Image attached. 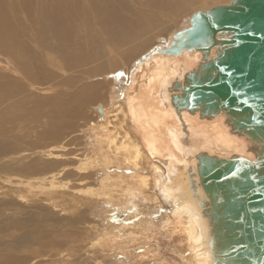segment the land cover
<instances>
[{"label": "bare ground", "instance_id": "obj_1", "mask_svg": "<svg viewBox=\"0 0 264 264\" xmlns=\"http://www.w3.org/2000/svg\"><path fill=\"white\" fill-rule=\"evenodd\" d=\"M21 1L27 9H30L34 2V0ZM53 1L39 0L36 3L38 6L34 9V14L28 17L30 25L25 28L20 22L22 32L29 39L30 35L34 34L35 27H38L40 44L45 49L42 48L44 57L48 53H57V59L50 57L46 60L48 59L47 63L51 65L49 67L56 68L59 72L61 70L70 73L69 78L58 76L60 85L75 88L76 95L82 100L83 97H86L88 101L94 98L100 100L101 103L98 102L96 105V112L99 115L96 113L93 116L94 120L84 122L85 125L90 126L89 139L92 141L98 137L97 141L103 142L102 135L109 139L108 151H106L104 159L109 160L111 157H115L116 160H123L126 165L128 164L129 171L134 172L130 181L133 186H129V190L125 189L118 180H112L113 177L108 170L106 175L104 174L107 180L102 178L103 180L100 181L102 184L92 185V195L77 196L78 200L73 203L74 206L66 210L67 212L74 211L75 219L85 223L82 230L89 232V239L86 241L88 243L85 246L71 248L68 251L72 252L68 254L62 255L61 251H55L57 259L50 253V263H46V259L37 261L30 258L28 264H42L43 262L46 264H77V261L70 258L76 257V253L81 251L82 247L95 248L100 243V239L93 238L92 234L93 231L97 232L100 229L104 231V233L102 232L104 236L109 237L110 242L114 241L115 236L119 234L123 235L119 236L117 241L124 238L129 242H138L141 245L139 250L142 253L137 257L146 264L150 260H152V264L154 262L156 264H172L171 258H160L158 251L153 256L154 259L148 258L149 254L154 253V249H151L157 243V237L152 231L154 225H158L160 222L147 219L150 213L147 217L142 214L143 216L136 221V216L130 212L140 207L139 202H142L144 207V202L156 205V207L149 205V209H157L163 215L162 221L165 225L159 226L163 228L162 230L166 228L171 232L169 235L171 239L168 242H171L172 246H175V241L185 245L186 253L178 251L176 246L173 248L170 246L171 255L175 256L174 262L177 264H213L208 243L209 227L207 229L208 222L205 219L207 217L203 211L208 200V193L196 178L198 155L205 153L211 157L214 156L217 160L230 159L234 155L251 160L254 155L246 150L247 144L232 135L229 128L223 125L222 115L207 119L200 117L199 111L191 113L186 109L181 111L180 116L178 115L177 108L172 103L171 94L174 93H172L171 87L176 79L180 82L184 81L185 74L201 61V52L185 50L177 57L170 53L154 55L151 51L157 48L166 50L173 35L189 27V20L197 11L228 4L231 0H225L226 2L212 0L208 3L207 1L210 0H147L137 1L136 8H127V10L119 9L118 0L115 2L112 0H55V3ZM106 2H108L107 5ZM134 6L136 5L134 4ZM0 15V49L4 47L5 51H19V44L24 45L25 37L21 38L23 39L20 41L21 43L18 42L17 34L14 33L18 30L14 29V32L12 30L14 24L10 19V15H12L10 12L0 9ZM226 17L227 15H222L221 18L225 20ZM214 22L216 21H208V23ZM16 24L20 26L18 21ZM29 26H32L30 30ZM163 37L164 39L160 43L157 41L158 44H154L155 39ZM39 47L41 48V46ZM24 50V53H20L21 57L23 60L24 57L30 60L29 55L31 54L29 51L27 52V49ZM145 53L147 55L141 59L140 57ZM35 58L41 65L46 62L38 54ZM133 63H137L136 69L129 74L128 71ZM22 67L25 68V65ZM120 68L125 71L124 79L130 75L131 81L129 84L123 83L124 87L126 86L123 92L116 93V82L122 74ZM79 72L83 76L81 79L84 81L83 85L78 83L77 74ZM46 77L51 81L53 79L50 72ZM89 80H93L94 87L87 83ZM4 82H7L10 88L13 87L11 81L4 80ZM25 87L28 91L31 88L30 85ZM48 88H50L49 92L54 90V87ZM58 94L63 99L72 95L71 91L62 90ZM35 100L40 102L42 107L49 105L51 108L49 113L55 117L54 121L56 119L58 122L64 120V117H61L64 113L61 112L63 108L60 110L59 105L55 107L57 104H54L53 100L45 99L43 101L38 97H35ZM67 106L70 108L69 112L67 111L70 116L68 115L66 118L78 113L76 108L80 107H82V110L80 109L82 120L85 121L88 118L85 116V103L74 105L75 107ZM79 119L81 120V118L75 117V125H79V122H76ZM69 122L71 121L69 120ZM69 126L71 127V125ZM78 130L81 131V128ZM188 134L192 135L191 140H189ZM54 137L53 135L52 146L42 145L39 149L26 151V159L31 155L37 156L32 163H29V166L45 164L46 169L44 174H39L40 179L36 181H41L44 188L57 183L54 185L55 192L65 195L58 189L69 185V182L65 181L67 178L60 176L59 170L58 172L51 170L45 173L48 168L53 166L64 167L59 161V152L68 146H66L67 143L60 142L58 136ZM80 153L74 157L79 158L80 161H76V163L84 166L85 170L88 171L91 166L92 168L98 166L97 158H90L88 154ZM19 159L21 157L16 158V160ZM109 161L99 165L106 167L110 164ZM191 172L195 177H189ZM205 173L210 172L205 171ZM100 196L102 198L99 200ZM51 207L54 208L55 214L56 206L50 205L48 210L51 211ZM83 207L92 210L86 219H84L85 214L79 213ZM107 208H109L111 218L104 217ZM98 209L103 211L98 213ZM62 211L65 212L64 209ZM126 213L125 221H123V215ZM92 216L96 217L92 218ZM89 220H97L96 222L101 227L86 224L90 222ZM100 220L104 223H100ZM91 253L93 254V252ZM88 258L85 253L80 257L82 261L78 260L79 264L90 261Z\"/></svg>", "mask_w": 264, "mask_h": 264}, {"label": "rangeland", "instance_id": "obj_2", "mask_svg": "<svg viewBox=\"0 0 264 264\" xmlns=\"http://www.w3.org/2000/svg\"><path fill=\"white\" fill-rule=\"evenodd\" d=\"M38 1L39 0H34L31 8L27 9L26 5H24L21 0H0V9L8 11L12 14L10 15L11 21L13 20L12 24H14L12 30L13 32L15 31L14 29L18 30L14 32L17 34L16 36L19 40L18 42L23 41L25 37L24 45L19 44V51H5L6 48L4 47L0 49V264H28V259L30 258H34L37 261L40 259H46V263H50V255H53L55 259L58 258L55 256V251L57 250L61 251L63 255L71 253L72 251L68 250L73 247L80 245L85 246L88 243L86 241L89 239V232L82 230V227L85 223L75 219L74 211H66L74 206L73 203L78 200L77 196L83 197L92 195V185L98 186V184H102L100 183L101 180H107L105 175L108 170L113 177L112 180H118L125 189L129 190V186H133V184L131 185L130 181L132 180L131 175H133L134 172L129 171L128 164L126 165L123 160H116L115 157H111L109 159L111 161L104 159V156L107 154L106 151H108L109 139L105 138L103 135L101 138L103 142L97 141L98 137L92 141L89 139L90 126L85 125L84 122L87 123L90 120H94L93 116L97 113L96 105L98 102H100V100L98 98L95 100L94 98L88 101L86 97H83L82 100L76 95L75 88L68 85H60V82H58L59 80L57 79L58 76L62 75L64 78H69L70 73L68 71L63 72L61 70L59 72L58 69L49 67L51 65L50 63H47L48 59L46 60V58L56 57L57 53H48L44 57L42 54V48L44 49V47L40 44L38 27H35V32L32 34V36L30 35L29 39L22 32V26L26 28L28 25H30L28 17H31L34 14V9L38 6L36 5ZM137 1L147 0H118L119 9H134L137 7ZM226 1L223 0V2ZM108 2H106V5ZM112 2H115V0H112ZM133 2L136 6H134ZM208 2H212V0L207 1V3ZM53 3H55V0ZM86 4L88 5V3ZM28 12L30 13L28 14ZM123 12L125 14V11ZM39 18L36 21L37 24ZM16 21H18L20 26L16 24ZM31 27L32 26H29V30ZM163 39L164 37L155 39L154 41L156 43L154 42V44L160 43ZM157 41L159 42L157 43ZM36 43L41 46V48ZM24 49H27V52L29 51V54H31L29 55V59L31 58L30 60H28L26 57H24L23 60L21 57V54L25 52ZM37 54L40 55L42 59L44 58L46 60V64L44 63V65H41L36 60L35 56L37 57ZM145 55L147 54H143L140 58L142 59ZM136 64L137 63L132 64L130 70L128 71L129 74L135 71ZM22 65H25V68L22 67ZM48 72H50L53 77L52 81L46 77ZM121 72V77H119L116 82V93L123 92V90L126 88V86L124 87L123 83L129 84L131 81L130 75H127L124 79L123 75H125V71H123L122 68H120V73ZM77 76L79 80L78 83L83 85L84 81L81 80L83 77L81 76V72H79ZM4 80L11 81L13 87L10 88V86L7 84V82H4ZM87 83L91 87H94L93 80H89ZM29 85L31 86V91L29 89L30 92L25 87ZM48 87H54V90L49 92L48 90L50 88ZM61 90L65 92L71 91L72 95L69 98L66 96L63 99L58 94V92ZM35 97L41 98L43 101L45 99L53 100V102H55L54 104H57L55 107H58L59 105L58 108L60 110L63 108L61 112L64 113H62L61 117H64V120L58 122L56 119L55 123V117L49 113L51 109L49 105H47V107H42L40 102H36ZM82 103H85V116L88 117L85 119V121L82 120V115H80L82 107L78 109L76 108L78 113H76L74 116L66 118L68 117V112L70 110L67 105L77 106ZM75 117L81 118V120L79 119L76 121L79 122V125H75ZM69 120L71 122H69ZM69 125H71V127ZM79 128H81V131L78 130ZM53 135L56 138L58 136L60 142H63L64 144L67 143L66 146L68 147H65L63 151L59 152V161L64 165V167L60 166L58 168L53 166L48 168L45 173H48L51 170L58 172L59 170L60 176H65L67 178L65 181H68L69 185L64 188L59 187L60 189H58L65 195L55 192L54 185L57 183L44 188L41 181H36L40 179V177H38L40 176L39 174H44L46 169L45 164L40 166H29V163H32L37 158V156L31 155L32 158L29 156V158L26 159L27 152L39 149L42 145L52 146L51 143L53 141ZM79 153L88 154L90 158H97L98 166L93 168L91 166L89 167L88 171L85 170L84 166L76 163V161L80 160L79 158H75L74 155H78ZM18 157H21V159L16 160ZM106 161L110 162V164L106 166L107 169L105 165H99ZM124 167L128 170H126ZM101 198V196L98 197L99 200ZM139 204L140 207L133 209L134 212H130L136 216V221H138L144 214L145 217H147L150 213L147 219L150 218L149 220L151 221H158L161 223L154 225L155 227L153 228L152 232L157 237V243H155L151 249H154V253L149 254L148 258H153V256L158 251L160 252V258H171V263L177 264L174 262L173 258H175V256L171 255L169 248L170 246L172 248L176 246L178 251L184 253L185 245L182 243H176V241L174 242L173 239L172 241L174 242L175 246H172L170 244L171 242H168L171 239L169 236L171 235V232H169L166 228L162 230L163 228L160 227L165 225V223L162 221L163 215L160 214L157 209L152 208V210L154 209V212L149 209V205H152V207H156V205H153L152 203L146 204L144 202V207L142 202H139ZM50 205L56 206L55 214L53 212L54 208L51 207V211L48 210ZM63 209L65 212L62 211ZM81 210L82 211L79 213L85 214L84 219H86L88 213L92 211L91 208L88 207H83ZM107 210L104 214V217L107 216V218H111L109 208H107ZM102 211L103 210L98 209V213ZM126 215L127 213L123 215V221H125ZM94 217L96 216H92V218ZM89 221L90 222L86 224L101 227L96 222L97 220ZM100 223H104V221L100 220ZM102 232L104 233V231L100 229L97 232L93 231L92 234L93 238H96L97 240L100 239L99 241L101 244L99 243L93 249L92 247H82L81 251L76 253V257L70 259L77 261V264H79V261H82L80 257L86 253V257L88 256L90 261L80 264H146L143 260L138 259L137 257L140 253H142L141 250H139L141 245H139L138 242H129L124 238H120V242L117 241V238L123 234L115 236L114 241L110 242L109 237L107 235L104 236ZM141 242L144 243L143 241ZM100 247L102 251L99 249ZM91 252H93V254ZM151 262L152 260H150L147 264H150ZM46 263L43 262L42 264ZM153 264L156 263L154 262Z\"/></svg>", "mask_w": 264, "mask_h": 264}, {"label": "water", "instance_id": "obj_3", "mask_svg": "<svg viewBox=\"0 0 264 264\" xmlns=\"http://www.w3.org/2000/svg\"><path fill=\"white\" fill-rule=\"evenodd\" d=\"M185 50L202 57L171 87L178 115L183 109L207 119L222 115L223 125L254 155H198L196 178L208 193L203 211L213 264H264V0L199 10L166 50L151 52L179 57Z\"/></svg>", "mask_w": 264, "mask_h": 264}]
</instances>
